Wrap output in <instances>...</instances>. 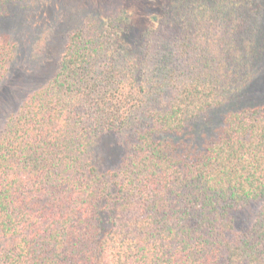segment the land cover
<instances>
[{
    "label": "trees",
    "instance_id": "1",
    "mask_svg": "<svg viewBox=\"0 0 264 264\" xmlns=\"http://www.w3.org/2000/svg\"><path fill=\"white\" fill-rule=\"evenodd\" d=\"M148 20L84 15L5 118L0 264H264V0ZM16 56L1 33L0 82Z\"/></svg>",
    "mask_w": 264,
    "mask_h": 264
},
{
    "label": "rangeland",
    "instance_id": "2",
    "mask_svg": "<svg viewBox=\"0 0 264 264\" xmlns=\"http://www.w3.org/2000/svg\"><path fill=\"white\" fill-rule=\"evenodd\" d=\"M163 0H38L11 4L0 15V34H11L17 41V56L3 81L0 82V129L5 118L15 111L24 97L42 85L58 66L68 31L86 14L115 16L125 13L135 24L149 22L159 11ZM45 38L40 51L35 42ZM36 52V53H34ZM264 88V86L262 85ZM260 87L262 90H264ZM256 90V88L254 89ZM113 141L104 139L99 147L102 160L108 164L118 158ZM254 207L239 215V222H249Z\"/></svg>",
    "mask_w": 264,
    "mask_h": 264
}]
</instances>
